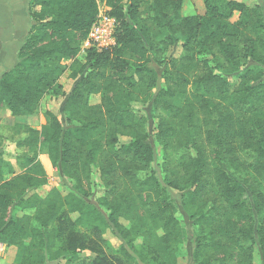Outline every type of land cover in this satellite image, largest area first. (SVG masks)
Here are the masks:
<instances>
[{"label":"trees","instance_id":"obj_1","mask_svg":"<svg viewBox=\"0 0 264 264\" xmlns=\"http://www.w3.org/2000/svg\"><path fill=\"white\" fill-rule=\"evenodd\" d=\"M183 2L30 0L32 24L15 64L0 75V108L13 116L37 114L66 71L79 79L64 101L63 119L45 110L39 129L13 125L26 135L15 143V166L0 134V243L18 247L31 237L10 264H42L47 255L68 256L65 264H139L132 252L145 257L137 238L164 263L179 264L186 231L168 187L181 193L196 226L194 264H254L256 247L264 264L263 10L204 0L203 14L183 16ZM100 3L116 19L115 44L80 55ZM152 62L162 67L156 92ZM137 102L152 103L160 114L155 138L165 158L175 154L164 185L150 170L154 152ZM120 137L129 141L120 144ZM42 146L72 182V193L54 186L43 195L35 191L47 183ZM94 171L107 216L87 201ZM107 230L123 241L120 249L88 244L98 238L105 245ZM60 235L64 244L54 251ZM84 249L95 255L78 256Z\"/></svg>","mask_w":264,"mask_h":264},{"label":"rangeland","instance_id":"obj_2","mask_svg":"<svg viewBox=\"0 0 264 264\" xmlns=\"http://www.w3.org/2000/svg\"><path fill=\"white\" fill-rule=\"evenodd\" d=\"M240 2H244L245 4L249 6H255L258 5L262 8L263 14H264V0H237ZM100 6H104L102 3H100ZM147 8V3L145 2L142 5V9L145 10ZM205 12L204 7V0H184L181 15H195V14H203ZM179 48H173L172 53H178ZM86 52V50L81 51L80 55H83ZM249 64L251 62H248ZM67 64H65L66 66ZM150 66H152L158 74V82L156 87L153 89L154 92H156L159 88L163 86L162 81L160 79L162 67L158 66L155 63H151ZM69 72L66 71L60 78V88L54 89L52 92H49L42 100L41 107L39 113L35 115L30 122V124H33L35 127H38L42 124L44 121V111L45 110H52L59 114V116L62 117V108L64 101L67 97V95L72 91L73 87L77 83V80L79 79H73L68 77ZM98 97L92 96L90 101L91 103L98 102ZM133 107L138 110L141 114H143L147 119V125H146V131L148 133V140L147 142L152 146L153 152H154V159L150 165V170L154 172V174L157 176L161 184H165V175L168 174L169 167L174 162L175 154L171 151H168V153H171V155H168V158H165L164 153L162 151L161 145L158 143V141L155 138L156 133V122L158 118L160 117V114L154 110L153 105L151 102L148 103H133ZM5 109V108H4ZM4 111H7L6 109ZM8 115H3V112H1L2 117H0L1 125H0V134L3 135L7 141L5 142V148L14 150H8L7 154H5V158L7 162L11 166L16 165V156L17 154V148H15L16 141H21L25 138V133L21 132V129L14 128L12 124H14V119L22 117V116H13L7 111ZM25 115L24 117H26ZM30 116V115H29ZM28 117V116H27ZM13 120V121H12ZM18 120V119H17ZM129 141V138L127 137H120L119 143L125 144ZM5 149V150H6ZM15 152V153H14ZM38 156L40 161L42 162L44 169L47 173V183L39 188H36L35 191L41 195H43L49 188L56 187L59 191H61L64 195L68 193L73 192L72 188V182L67 179L59 170V168L51 162V160L48 158L47 153L45 151V146H42L40 150H38ZM10 174L6 172V176L8 177ZM93 185H92V194L87 198V201L91 204H94L100 212L107 216V209L104 207L102 203H99V198L104 195L103 187L98 179L97 172H93ZM243 178V175H242ZM168 191L171 195V197L175 200L177 205V216L179 217L182 227L186 231V239L183 242V244L180 247V255H179V264H194L193 260V234L195 233L196 226L193 224V222L188 218V215L184 211V209L181 206V193L173 188L168 187ZM248 194L249 199H251V196ZM33 212L32 209H27L25 213L31 215ZM77 214H72L71 217L75 218ZM32 226H36L35 222H32ZM53 226L56 227L57 223L54 222ZM80 231L85 232L87 234L92 233V229L83 227L80 228ZM103 240L105 241L103 245L102 240L95 238L94 242H89L88 244L92 247H97V245L103 246L107 250H118L123 245V241L113 233L112 230H107L102 235ZM31 240L30 235H27L23 238L20 245L18 247L14 246L15 249H10V246H6L3 248V250H0V264H10L13 259H15V256L19 258L23 252L27 251L28 244ZM65 237L60 235L56 239V244L53 248L54 251L57 249H60L61 246L64 244ZM135 248L136 250L141 253L143 257H145V260H141L142 258L137 255L135 252H132L135 257L138 260L139 264H166L164 263L156 254H154L151 249H149L147 246L142 244L141 238H137L135 240ZM15 250V252H14ZM131 251V250H130ZM14 254V255H13ZM77 254L80 257H86V256H94L95 253H93L90 249H84V250H77ZM12 256H14L12 258ZM46 260L42 264H65L66 259L68 256H60L56 259H50L49 255H47ZM254 264H262L261 263V256L258 247L254 250Z\"/></svg>","mask_w":264,"mask_h":264},{"label":"crops","instance_id":"obj_3","mask_svg":"<svg viewBox=\"0 0 264 264\" xmlns=\"http://www.w3.org/2000/svg\"><path fill=\"white\" fill-rule=\"evenodd\" d=\"M29 2L30 0H0V75L4 71L9 70L15 64L17 51L22 46L27 32L32 24V20L30 18ZM4 110V108H0V117H2L1 112H3V115H8V110ZM35 115L37 114L30 116L27 115L28 117H24V115L12 121L14 124L23 123L39 129L41 125L45 124L46 120L44 117V121L39 126V128L35 127L33 124H30L32 123L30 122L31 119ZM8 150L6 149L7 152H9ZM13 151L14 150H12V152ZM17 152H19L18 149ZM3 246L6 247L4 244ZM13 248L15 249L14 246H10V249ZM13 257L14 256H12V258Z\"/></svg>","mask_w":264,"mask_h":264},{"label":"built area","instance_id":"obj_4","mask_svg":"<svg viewBox=\"0 0 264 264\" xmlns=\"http://www.w3.org/2000/svg\"><path fill=\"white\" fill-rule=\"evenodd\" d=\"M116 19L110 16L105 7L99 6V14L96 21L90 26L88 34L81 44V51L90 47L104 49L113 47L115 44ZM3 244L0 243V250H3Z\"/></svg>","mask_w":264,"mask_h":264}]
</instances>
